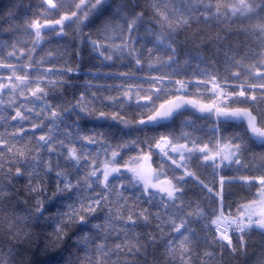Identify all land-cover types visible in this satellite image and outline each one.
<instances>
[{
	"label": "snow or ice",
	"instance_id": "1",
	"mask_svg": "<svg viewBox=\"0 0 264 264\" xmlns=\"http://www.w3.org/2000/svg\"><path fill=\"white\" fill-rule=\"evenodd\" d=\"M0 264H264V0H0Z\"/></svg>",
	"mask_w": 264,
	"mask_h": 264
},
{
	"label": "trees",
	"instance_id": "2",
	"mask_svg": "<svg viewBox=\"0 0 264 264\" xmlns=\"http://www.w3.org/2000/svg\"><path fill=\"white\" fill-rule=\"evenodd\" d=\"M97 123H98V126H99V125H102L103 122H97ZM89 126H92V123H90ZM55 258H56L55 254H52V256L50 257V259H55Z\"/></svg>",
	"mask_w": 264,
	"mask_h": 264
}]
</instances>
